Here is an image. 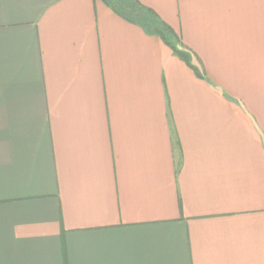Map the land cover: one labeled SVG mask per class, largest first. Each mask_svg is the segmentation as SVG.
Masks as SVG:
<instances>
[{
	"label": "crops",
	"instance_id": "0c3cea01",
	"mask_svg": "<svg viewBox=\"0 0 264 264\" xmlns=\"http://www.w3.org/2000/svg\"><path fill=\"white\" fill-rule=\"evenodd\" d=\"M0 0V264H264V0ZM197 65V63H196Z\"/></svg>",
	"mask_w": 264,
	"mask_h": 264
},
{
	"label": "trees",
	"instance_id": "16d2710c",
	"mask_svg": "<svg viewBox=\"0 0 264 264\" xmlns=\"http://www.w3.org/2000/svg\"><path fill=\"white\" fill-rule=\"evenodd\" d=\"M112 9L124 19L132 22L140 20L143 15L152 18L153 23L149 29L158 35L180 59L189 67L194 69L198 76L202 77L199 71L201 63L197 56L183 43L181 37L171 26L163 22L153 11L145 8L138 0H104ZM197 63V65H196ZM202 67V65H201ZM202 68H200L201 70Z\"/></svg>",
	"mask_w": 264,
	"mask_h": 264
},
{
	"label": "rangeland",
	"instance_id": "374dc122",
	"mask_svg": "<svg viewBox=\"0 0 264 264\" xmlns=\"http://www.w3.org/2000/svg\"><path fill=\"white\" fill-rule=\"evenodd\" d=\"M107 1H110V0H107Z\"/></svg>",
	"mask_w": 264,
	"mask_h": 264
}]
</instances>
